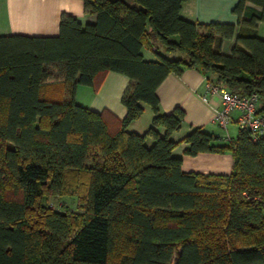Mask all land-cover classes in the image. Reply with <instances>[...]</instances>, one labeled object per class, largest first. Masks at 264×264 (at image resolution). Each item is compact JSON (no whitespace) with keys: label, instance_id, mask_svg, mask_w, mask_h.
Returning <instances> with one entry per match:
<instances>
[{"label":"trees","instance_id":"16d2710c","mask_svg":"<svg viewBox=\"0 0 264 264\" xmlns=\"http://www.w3.org/2000/svg\"><path fill=\"white\" fill-rule=\"evenodd\" d=\"M83 1L93 21L63 12L56 35H0V264H264V132L238 128L222 144L190 126L175 139L185 110L162 112L157 94L195 67L258 93L264 114V0H239L238 24L185 18L186 0ZM112 70L130 78L121 120L76 100ZM144 104L151 124L130 130ZM182 142L184 154L230 151L232 171H184ZM57 195L77 209L46 202Z\"/></svg>","mask_w":264,"mask_h":264},{"label":"crops","instance_id":"0c3cea01","mask_svg":"<svg viewBox=\"0 0 264 264\" xmlns=\"http://www.w3.org/2000/svg\"><path fill=\"white\" fill-rule=\"evenodd\" d=\"M238 1L186 0L182 5L181 15L204 23L220 21L238 24L239 16L233 10ZM247 4L261 8L250 0ZM63 12L75 15L82 23L95 19V15L86 12L83 0H0V35L14 33L56 35ZM258 34L264 38V22H258ZM235 42V37L223 40L222 50L229 52ZM157 45L159 51L165 52L162 44L157 42ZM142 52L147 59L156 58L151 49L144 47ZM206 81L205 74L195 67H185L180 74L169 73L157 88L160 110L169 113L177 106L185 110V123L180 130L173 133L175 139L183 137L190 126H193L202 127L219 135L221 140L218 142L225 144L227 136H235L238 128L234 131L224 129L214 121V112L221 107L222 101L218 93H211L208 90ZM129 82L130 78L127 75L113 70L108 71L97 88L78 85L76 100L97 111L107 109L115 118L121 120L127 113L121 99ZM144 107L143 114L129 125L130 130L142 133L151 124L153 110L148 104H144ZM187 145V142H182L173 150L174 154L182 156L184 171L205 174H229L232 171L233 155L230 151L184 154L183 149Z\"/></svg>","mask_w":264,"mask_h":264},{"label":"built area","instance_id":"2783aa9c","mask_svg":"<svg viewBox=\"0 0 264 264\" xmlns=\"http://www.w3.org/2000/svg\"><path fill=\"white\" fill-rule=\"evenodd\" d=\"M206 83L211 93H218L221 96L222 105L215 110L214 121L224 129H228L229 124L249 129L254 139H258L264 132V114L259 112L261 100L258 93L240 95L212 81L207 80ZM229 138L228 135L227 139Z\"/></svg>","mask_w":264,"mask_h":264},{"label":"rangeland","instance_id":"374dc122","mask_svg":"<svg viewBox=\"0 0 264 264\" xmlns=\"http://www.w3.org/2000/svg\"><path fill=\"white\" fill-rule=\"evenodd\" d=\"M234 125L235 124H229L228 129L231 131L236 130L238 128V125L235 126ZM46 202L61 211H65L69 208L77 209V205H78L77 198L75 196H63V195L51 196L46 200Z\"/></svg>","mask_w":264,"mask_h":264}]
</instances>
